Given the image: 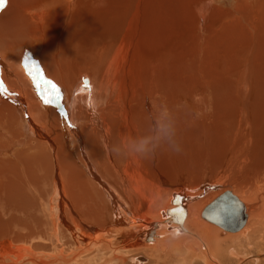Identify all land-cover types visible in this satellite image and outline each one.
<instances>
[{"label": "bare ground", "instance_id": "obj_1", "mask_svg": "<svg viewBox=\"0 0 264 264\" xmlns=\"http://www.w3.org/2000/svg\"><path fill=\"white\" fill-rule=\"evenodd\" d=\"M0 84V264H230L264 244V0H2ZM168 186L184 231L155 204ZM217 188L244 207L236 233L200 219Z\"/></svg>", "mask_w": 264, "mask_h": 264}, {"label": "water", "instance_id": "obj_2", "mask_svg": "<svg viewBox=\"0 0 264 264\" xmlns=\"http://www.w3.org/2000/svg\"><path fill=\"white\" fill-rule=\"evenodd\" d=\"M170 202L174 208L166 211L168 219L162 223L175 225L179 230L183 231L186 210L181 205L182 200L179 197H173ZM201 218L219 226L224 233H236L243 228L246 222L243 205L228 191L210 202L201 212ZM152 227L158 229L157 223H153ZM155 235L147 232L146 236L143 237V242L145 244L152 242L155 239ZM129 261L143 263L142 259L132 258Z\"/></svg>", "mask_w": 264, "mask_h": 264}, {"label": "rangeland", "instance_id": "obj_3", "mask_svg": "<svg viewBox=\"0 0 264 264\" xmlns=\"http://www.w3.org/2000/svg\"><path fill=\"white\" fill-rule=\"evenodd\" d=\"M180 5V4H179ZM163 15L164 16H166L165 15V13H163ZM169 187V188H168ZM167 187V190H166V187L164 188V190H163V188H161V193H160V195L161 196H159L158 198H157V201L155 200V204H164L163 202H167L166 201V199L165 198H168V197H170V198H168L170 201L173 199V194H177V193H180V191L179 190H177L176 188H174L173 186H168ZM168 189H169V192H171L170 194H169V192H168ZM174 190V191H173ZM220 188L218 189H215V191L213 190L212 192H210L208 195H207V197L208 196H211V193H213V194H215L213 197H212V199L209 201V202H207L206 204H204L203 205V207L202 208H204L207 204H209L210 202H212L215 198H217L219 195H221L222 193H224V189H221L220 191ZM167 191V192H166ZM218 191V192H217ZM215 192V193H214ZM220 192V193H219ZM168 194V195H167ZM184 194V193H183ZM170 195V196H169ZM173 195V196H172ZM172 196V197H171ZM181 196H179V198H180ZM215 197V198H214ZM168 200V203H167V205H166V207H168L167 209H166V211L167 210H170V209H173L174 208V206L171 204V202ZM168 204H169V206H168ZM157 205V206H158ZM185 210H186V208H185ZM203 210V209H202ZM200 219H202L201 217H200ZM204 221V220H203ZM206 222V221H205ZM168 225V224H167ZM166 226V225H165ZM169 226V225H168ZM112 231V230H111ZM184 231V230H183ZM107 232H108V230H107ZM109 234L110 235H105V238H112L113 236L112 235H115L114 234V232L112 231V234H111V232H109ZM235 235H237V234H230V235H228L227 237H231V236H235ZM185 236H191V235H189V234H185ZM227 237H223V239H226ZM115 242H117V243H115V244H118V245H120V240L119 239H116V241ZM225 246L226 247H228L229 246V244L227 245V244H225ZM248 249H249V251H248V254H244L243 253V251H242V254L239 252V251H235V255L237 254V256H239L240 258H242L243 260H242V262H234V260H232V262H230V264H254V262L256 261V259H257V261L258 262H256V264H264V244H260V246H258V247H247ZM182 250H184V248H182ZM136 251H138V250H136ZM127 253V255L128 256H130V255H132V254H134V252L133 251H126V252H124V254H126ZM183 256L185 255V252L183 251V254H182ZM245 255V256H244ZM258 256V257H257ZM230 257V256H229ZM246 259V260H245Z\"/></svg>", "mask_w": 264, "mask_h": 264}, {"label": "snow or ice", "instance_id": "obj_4", "mask_svg": "<svg viewBox=\"0 0 264 264\" xmlns=\"http://www.w3.org/2000/svg\"><path fill=\"white\" fill-rule=\"evenodd\" d=\"M0 3H2V0H0ZM25 68L26 70L29 68L27 63H25ZM33 71L37 74H40L41 78L43 79L41 70L35 61L32 62V70H29L30 77L33 79V81H35L36 75H33ZM44 83L52 86V95L50 97L44 98L43 103L46 105L53 104V103H59V101L63 98L60 89L55 84H53V82L50 80L44 79ZM85 83H87V81H85ZM0 87H2V84H0Z\"/></svg>", "mask_w": 264, "mask_h": 264}, {"label": "clouds", "instance_id": "obj_5", "mask_svg": "<svg viewBox=\"0 0 264 264\" xmlns=\"http://www.w3.org/2000/svg\"><path fill=\"white\" fill-rule=\"evenodd\" d=\"M135 151L138 152L142 156L151 155V154H146V153L149 152V150L146 147V142L145 141L136 142ZM171 151H173V152H179V151H181V147L180 146H177V145H173L172 148H171ZM116 154L119 155V153H116Z\"/></svg>", "mask_w": 264, "mask_h": 264}]
</instances>
